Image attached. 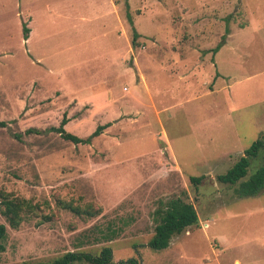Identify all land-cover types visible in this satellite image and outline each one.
<instances>
[{
  "label": "rangeland",
  "instance_id": "obj_1",
  "mask_svg": "<svg viewBox=\"0 0 264 264\" xmlns=\"http://www.w3.org/2000/svg\"><path fill=\"white\" fill-rule=\"evenodd\" d=\"M64 116L80 137L110 124L73 143L50 129ZM0 120V264L103 247L113 264H264V188L216 178L264 134V0H0ZM4 195L28 206L15 228ZM176 197L198 224L153 248Z\"/></svg>",
  "mask_w": 264,
  "mask_h": 264
},
{
  "label": "trees",
  "instance_id": "obj_2",
  "mask_svg": "<svg viewBox=\"0 0 264 264\" xmlns=\"http://www.w3.org/2000/svg\"><path fill=\"white\" fill-rule=\"evenodd\" d=\"M23 30L26 39L30 29L24 26ZM137 36L138 33L134 30L133 44ZM219 47L220 44H218L211 51L215 52L219 49ZM67 122L68 119L64 116L58 127H50V129L59 133L63 139L70 140L73 143H89L92 137L99 135L110 124L105 123L103 125H98L89 136L80 137L66 131L64 125ZM4 125L5 122L0 120V127ZM26 132L38 133L40 130L29 128ZM260 150H264V134L254 141L251 146L244 151L243 155H241L238 160L226 170V172L218 174L216 176L217 180L225 184H237L235 191L239 197L256 195L259 193L264 188V160L262 164H260L250 175H248V168L251 160L260 153ZM203 178V175L190 176V181L197 186ZM1 203L3 205V208L1 209L2 214L6 217L11 227H17L23 220V213L28 208L27 204L23 199L10 197L8 195L3 196ZM72 210L76 213H80L77 208ZM84 212L86 214H92L93 209L91 207H87ZM152 215L156 224L154 228V235L149 244L153 248L157 249L165 248L175 235L181 233L190 226L198 224L199 221V216L193 203L185 201L180 197L171 198L167 201H161ZM6 234V226L3 223H0V249H3L2 240L6 237ZM81 260L91 264L114 263L112 261V249L110 247H103L99 254H91L84 251H68L52 261L42 264H73V262Z\"/></svg>",
  "mask_w": 264,
  "mask_h": 264
}]
</instances>
